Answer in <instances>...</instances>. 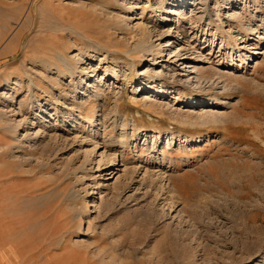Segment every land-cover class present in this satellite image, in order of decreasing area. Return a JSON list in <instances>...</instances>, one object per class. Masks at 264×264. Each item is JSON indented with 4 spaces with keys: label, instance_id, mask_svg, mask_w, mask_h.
Returning a JSON list of instances; mask_svg holds the SVG:
<instances>
[{
    "label": "rangeland",
    "instance_id": "374dc122",
    "mask_svg": "<svg viewBox=\"0 0 264 264\" xmlns=\"http://www.w3.org/2000/svg\"><path fill=\"white\" fill-rule=\"evenodd\" d=\"M79 1L0 0V264H264V0H128L156 54L72 80L44 53L142 37Z\"/></svg>",
    "mask_w": 264,
    "mask_h": 264
},
{
    "label": "bare ground",
    "instance_id": "6f19581e",
    "mask_svg": "<svg viewBox=\"0 0 264 264\" xmlns=\"http://www.w3.org/2000/svg\"><path fill=\"white\" fill-rule=\"evenodd\" d=\"M86 1H90V2H86ZM160 1L162 2V0H160ZM175 2L178 3L179 1L175 0ZM129 3H131V2L130 1L128 2V0L119 1V3L116 4V7H114V9H117L119 12L117 14H114L113 16H112V14H113L112 12L114 11V9H111V11H108L109 8H111L109 5L104 4L102 2H99V1H96V0H82V1H79V5H78L77 9L80 11L81 15H85L87 13H90L91 15H99V14H101V15H109L110 13H112L110 18H112L114 20V23H113L114 28L118 29L119 28L118 27L119 24L126 23L127 32L132 34L133 38L136 35H138V34H140L142 36L137 41V43L135 45H131L130 42H129L128 43V48L126 50H122L121 47H118V48H116V51L112 52L109 47H107L106 45H102L99 42L95 43L94 41H90L89 40L87 42V44L85 45V47H84L83 45L82 46L79 45V41L76 39V41L74 40L75 42L72 43V45H74L75 47L74 46L73 47L69 46V48L70 49L76 48L79 51L78 53L75 54L72 51L64 52V51H61V50L58 51L57 53L53 52V53H51V55H48L47 53H44L43 56L45 58L42 57L43 60H42V64L40 66L44 70H48V72L55 71V73H57V75H62L63 77H67L68 76L72 80H75L77 74L83 75V76H85V75L89 76L88 75L89 73H87V71L84 68H82V65H81L85 61V57L92 58V57H94L95 55H97L99 53L102 56L101 62H103V61L106 62V61H108L109 58H111L114 61L113 64H115L117 66V64H118L117 60L119 59L118 52H120V53L122 52L128 58V62L127 63H129V66H130L131 62L134 63L136 61V59L138 57H140V54H143V56L144 55H148V54L155 55L156 51H155L154 48L156 47V45L154 43H147L146 44V38H147V36H150V31L147 30L146 28H142V27L139 28L138 30H135L134 26H130L128 24V20H130V22H132L133 19L134 20L135 19H140V17L128 18L126 16H120L119 15V13L131 10V8L129 6ZM29 10L31 11L32 9L30 8ZM171 12L175 13L177 16L179 14H181L180 10H178V9L174 10V11H171ZM122 17H124V18H122ZM125 17H126V19H125ZM68 31H69V33H68L69 40L72 39L71 35H74V33H78V34H80V36H82L83 33H84L81 29H79L77 27H74V26H70ZM73 37L76 38V36H73ZM44 51H46V50H44ZM108 62H110V61H108ZM116 66H114L113 68L110 67V66L104 67L105 73H112V74L117 76V73L120 72V71L118 69H116ZM28 79H29V81L31 82L32 85L36 84L35 78L31 74H28ZM100 82H101V80H99V81L96 80L95 83L93 84V88L96 89L94 91H96L97 94L99 93L98 92V87H99ZM10 84H11L10 80H7V84L6 85L10 86ZM36 87H37V90H41L42 89V85L40 83H37ZM97 94H96V96L98 97ZM7 97H8V93H6L4 90H0V104H2ZM52 99H53L54 104L58 103V100H57L58 98L57 97L53 96ZM31 100H29V101H31V102H29L31 109L37 110L38 107H39V109L41 108V103L40 102H37V105H34V104H32L34 102L33 101L34 100L33 97H32ZM222 100H224V99H222L220 97H214V98L210 99V101L212 102L211 103L212 105L214 103H219ZM14 102L15 101L11 100L10 107L12 106V104ZM2 107H4V106H2ZM79 107H81V106H79ZM19 111H21V108H19ZM116 112H117V110H116ZM209 112L210 111L208 110V111H206V113L204 115L200 116L199 117L200 119L198 120V122L201 123V124L217 123L218 122V116L216 114H214V113H209ZM15 116H16V112H15L14 109H11V108H8V107L7 108H1L0 107V118L8 121L9 122L8 125L12 126V127H9L10 130H11L10 131V136H11L10 140L11 141L14 138L16 139L17 133L20 130V128L24 127L26 125V123H27L26 118L24 117L20 122H18V124L13 126L12 125L13 124L12 121L15 120L14 119ZM56 124H58V123H56ZM55 125H53V126H55ZM56 126H58V125H56ZM96 131H98V130H96ZM37 136H38V133L36 132L35 135L33 137L31 136L29 140H32V138H35ZM127 142H128V139L123 138L120 143L125 146V144L127 145ZM105 157H106V155H103V159Z\"/></svg>",
    "mask_w": 264,
    "mask_h": 264
},
{
    "label": "crops",
    "instance_id": "0c3cea01",
    "mask_svg": "<svg viewBox=\"0 0 264 264\" xmlns=\"http://www.w3.org/2000/svg\"><path fill=\"white\" fill-rule=\"evenodd\" d=\"M20 259H19V262L22 260V256L20 255V257H19Z\"/></svg>",
    "mask_w": 264,
    "mask_h": 264
}]
</instances>
